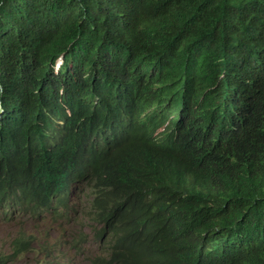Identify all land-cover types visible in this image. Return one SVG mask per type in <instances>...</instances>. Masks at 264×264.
Returning <instances> with one entry per match:
<instances>
[{"label":"clouds","instance_id":"clouds-1","mask_svg":"<svg viewBox=\"0 0 264 264\" xmlns=\"http://www.w3.org/2000/svg\"><path fill=\"white\" fill-rule=\"evenodd\" d=\"M169 8L159 14V30ZM142 16L141 10L124 0H71L54 20L26 13L1 33L0 170L14 164L21 166L25 174L21 186L26 197L31 195L30 209L22 213L13 210L10 203L23 198L10 196L0 201V250L5 253H14L19 247L18 237L29 232L37 237L30 249L41 244L58 248L49 258L53 264H88L89 254L74 252L71 241L79 231L88 239L93 232L88 226L89 216L84 217L85 211L89 213L97 203L98 195L97 189L93 188L95 195L91 190L89 168L96 157H106L132 141L137 130L149 137L152 149L163 154L179 150L183 158L208 162L215 171L221 165L225 128L206 107L211 103L209 85L214 83L217 88L222 82L240 80L253 91L264 90V26H239V30L232 29L206 41L203 50L207 56L199 60V67L207 81L201 103L195 107L196 113L203 114V122L189 128L187 88L158 82V69L167 67L177 45L182 44L181 35L175 27L169 31L162 27L166 36H158L159 49L152 63L141 61L139 50L153 40L142 46ZM53 21L65 31L71 44L54 61L48 51L40 49L42 60L46 58L55 77L46 78L44 85L34 90L23 83L18 70L25 64L31 44H45L43 38L33 35L41 25L46 38H56ZM195 24L192 19L190 25ZM80 57H88L92 65L85 60L77 69L69 65ZM67 70L75 74L74 83L61 80L59 73ZM3 78L8 79L6 83L1 82ZM31 104L39 118L23 135L29 126L26 115ZM62 151L73 156L71 165L60 162ZM142 152L137 147L138 155ZM110 174L119 171L116 167L103 171L104 177ZM261 233L264 236L263 226ZM63 240L67 242L65 247L61 246ZM86 247L96 250L93 244ZM256 248L264 253L263 238ZM30 259L34 264H43L36 262L41 257L34 259L33 252L20 256L17 264ZM199 261V252L193 245L187 250L184 264ZM206 262L230 264V258L219 242L212 241Z\"/></svg>","mask_w":264,"mask_h":264},{"label":"trees","instance_id":"trees-1","mask_svg":"<svg viewBox=\"0 0 264 264\" xmlns=\"http://www.w3.org/2000/svg\"><path fill=\"white\" fill-rule=\"evenodd\" d=\"M124 1L143 13L139 28L142 46L153 39L147 49L139 50V60L152 63L159 49L156 41L161 38L158 36H166L162 27L168 31L175 27L177 34L180 33L182 44L177 45L167 67L158 69L161 74L158 82L175 88L186 87L187 124L189 128L201 124L203 114L196 113L195 107L201 103L207 81L199 67V60L207 56L203 46L210 37L216 39L224 32L239 30V26L242 29L244 25L264 26V0ZM69 3L71 0H0V35L26 13L35 12L45 20H54ZM168 6L171 10L162 19L159 30L157 19ZM192 19L196 21L195 26L190 25ZM54 24L56 38H46L42 25L39 31L33 32L45 44L37 41L31 44L25 64L18 70L23 83L34 90L40 89L46 78L55 77L46 58L42 60L40 49L48 51L54 61L71 44L65 31ZM81 60L92 65L88 57H80L69 65L80 68ZM59 74L66 84L75 82L71 70ZM7 80L3 78L1 82ZM209 88L211 103L206 107L209 114L217 116L226 135L222 162L216 171L208 162L183 158L179 150L163 154L152 149L149 137L142 130H137L132 141L123 143L110 155L95 158L89 170L91 190L98 191L95 195L93 190L97 203L89 213H84V217L89 216L88 226L93 232L88 239L79 231L71 241L74 252L89 254L88 264H184L187 250L193 245L200 255L199 264H207L212 241L219 242L230 264H264V253L256 248L264 239L261 235L264 90L253 91L240 80L222 82L217 88L212 83ZM38 118L31 104L26 115L29 126L22 131L23 135ZM137 147L143 150L141 155ZM59 160L63 165H71L73 156L69 151H62ZM111 167H116L119 174L104 177L103 171ZM24 178L23 168L17 164L0 170V201L10 196L23 198L10 203L19 213L28 211L31 205V195L26 197V190L21 186ZM36 241V235L22 233L14 253L0 250V264H17L20 256L30 252L34 253V259L41 257L36 262L53 264L49 258L58 248L41 244L30 249ZM66 244L63 240L61 246ZM88 244H93L96 250L86 247Z\"/></svg>","mask_w":264,"mask_h":264},{"label":"rangeland","instance_id":"rangeland-1","mask_svg":"<svg viewBox=\"0 0 264 264\" xmlns=\"http://www.w3.org/2000/svg\"><path fill=\"white\" fill-rule=\"evenodd\" d=\"M79 228H80V227H79ZM73 229L75 230V228H73ZM85 229H86L87 231H89L88 226L85 227ZM69 237H70V236H69ZM58 257L61 258L60 255H59ZM63 260H65V259H63ZM20 264H34V263L32 262V259H30V262H27V261L21 260V261H20Z\"/></svg>","mask_w":264,"mask_h":264}]
</instances>
